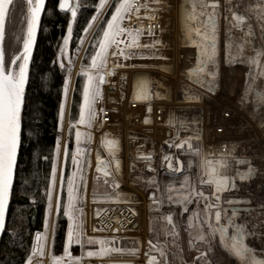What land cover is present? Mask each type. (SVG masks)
Listing matches in <instances>:
<instances>
[{
	"label": "rangeland",
	"instance_id": "obj_1",
	"mask_svg": "<svg viewBox=\"0 0 264 264\" xmlns=\"http://www.w3.org/2000/svg\"><path fill=\"white\" fill-rule=\"evenodd\" d=\"M148 1L150 7L168 5L172 10L170 19H173V22L160 31H147L144 27L146 22L141 23L136 18L135 11H132L129 14L131 22L122 21V26L130 29L131 33L126 31L120 37L124 40L121 47L129 53L130 58L125 60L123 56L114 57L110 53L115 50V46L109 48L106 69H111V71L107 74L108 77L111 81L123 83L131 79L136 72H148L152 78L153 91L158 87L162 89V92L170 91L174 97L178 95L176 91L179 88L185 94L192 93L189 99H193L200 110L205 111L206 116L210 112L212 119L217 118L220 121L223 109L234 110L233 118L224 123L232 125L236 134V142L239 145L235 146V157L223 162L220 174L232 178L238 186V196L235 198L246 197L251 203L237 205L229 203L232 198L229 191L220 193L219 201L211 197L214 189L206 182L207 173L202 169L198 151H190L185 156L181 175L164 170L158 173V177L146 173L132 175L123 172L124 175L110 179L96 172V156L98 154L102 156V153L100 148L95 153L88 148L92 139L89 125L75 124L71 134L69 133L74 84L78 74H81L84 81L87 79L83 72L89 69L83 68L82 62L85 49L96 31L94 27L88 34H83L86 39L83 44L79 42L73 54L70 53L72 36L64 54H59V63L61 61L64 63L68 77L70 69V80L65 115L63 121L61 122V119L59 121L58 141L61 158L57 161V183L53 186V196L55 198L59 194L61 201L67 203L68 177L75 173L74 187L79 185L76 192V206L77 209L83 210L82 212L77 211L76 215L83 221L82 227L86 233L83 249L76 244L71 245L70 248L72 256H81V260H71L69 264H109L111 262L140 264L149 263L150 257L154 258L153 264H259L264 260V0H215L220 3L217 8L207 5L208 2L214 0ZM183 2H187L186 8L191 13L185 30H182L180 26V7ZM189 3L195 6L194 10ZM16 8L12 10L10 23L5 30L4 40L6 41H3V46L6 59L12 52L19 53L22 50L23 37L27 31V0H25V6L18 8L22 9L20 13L15 12ZM112 10L109 8L104 16L106 17L109 12L110 17ZM234 13L243 16L244 19L236 20L233 17ZM212 21H215L218 50L215 59L218 63L217 65L211 62L198 64L197 44L203 47L208 43L204 41L200 33L206 32L211 35ZM136 25L142 29H137ZM14 29L18 33L13 38ZM11 40H14L13 44ZM161 51L170 53L172 59L156 68H143L137 63L144 59L146 53ZM229 52L234 57L231 63L228 57ZM69 60L72 61L71 65H69ZM85 61L90 63V57ZM113 64L118 66L113 69ZM160 66H174V74L169 75L162 72L159 69ZM201 69L204 70L201 71ZM91 71L95 74L96 70ZM209 71H216V76H209L207 74ZM209 88L213 90L210 91ZM78 120L79 118L76 121ZM76 127L81 130L80 148L84 150L83 156L78 154L77 159L90 161L84 164L82 172L77 171L71 160V152L76 147ZM65 143L69 146V156L66 161L62 156ZM54 158H56V149ZM68 164L70 172L66 175ZM61 169L64 172L62 188L59 182ZM82 175L86 178V191L80 179ZM185 176L190 178V184L208 194L212 203L219 204L222 209H227L228 215L232 214V208L240 209L234 220L245 224L247 232L252 233L246 236V243L251 246L252 250L246 255L244 262H241L224 246V243L230 244L234 229L229 227L224 243L221 242L219 233L209 234L207 225L204 223L205 201L203 199L200 200L199 206L193 199V202L187 205L189 209L187 212L181 211V204L168 202L169 195H172L175 200L179 198L176 193L187 190L180 188V185L185 182ZM201 180L204 181L203 184H200ZM115 182L120 185L114 187ZM153 193L155 200L150 198V194ZM156 201L160 203L157 204ZM64 203L62 202V205ZM117 204L133 205L142 222L139 233L106 234L97 228V211L102 210L104 206ZM62 210L63 207L59 213H56L53 208V211L49 213L47 199L45 218L47 217L48 228L46 231L44 221V228L41 231L45 255L34 256L32 264H37L38 260H43L44 264H55L53 256H64L66 236L64 245L60 249V255L56 254L53 247L57 221ZM212 211L214 221L215 209ZM193 212L198 215L193 216ZM169 213L172 214L171 222L166 219ZM190 216L192 217L191 222L189 221ZM221 223H227L226 218H222ZM202 235L204 239L199 238ZM88 236L94 238L93 243L86 242ZM35 237L36 234L33 243ZM111 237H114L113 245H106ZM102 247L105 249L104 255L92 257L86 255L88 250L98 251ZM132 249L137 251L133 252ZM64 261H68V258L64 257L61 264H64Z\"/></svg>",
	"mask_w": 264,
	"mask_h": 264
},
{
	"label": "snow or ice",
	"instance_id": "obj_2",
	"mask_svg": "<svg viewBox=\"0 0 264 264\" xmlns=\"http://www.w3.org/2000/svg\"><path fill=\"white\" fill-rule=\"evenodd\" d=\"M13 4V0H0V233H3L6 230V217L9 210L10 199L14 190V179L17 174L18 168V154L22 146V138L24 136L23 130V116L22 112L25 106L26 98V85L29 82V64L32 57L33 47L37 37V28L41 20V13L45 10L46 0H27L28 6V18H27V31L23 37V48L19 53L12 52L10 56L6 59V51L3 46V41L5 37V20L9 15L10 6ZM95 7V13H93L90 18L86 21V26L82 27V31L85 34H88L94 27L96 29L93 37V42L98 46L89 53L85 49V55L90 56V64L88 69L83 72L87 79L83 83L82 88V103L79 106V120L73 121L71 116H69V133L71 134L72 127L75 124H87L89 127L92 124V120L96 116V101L101 97L100 85L104 82L105 76L111 71V69H106L107 57L109 55V48L115 46L110 54L114 57L123 56L125 60L129 59V53L125 52L124 48L121 45L124 44V40L121 39V34L128 31L131 33L130 29L122 26V21L128 20L131 22V16L129 15L133 11V4L131 0H98L97 3L93 5ZM146 6V5H141ZM215 7V0L213 2ZM81 7L80 0H58V8L62 11L70 12L71 20L67 24V34L63 36V46H61L60 53L64 54L65 48L69 43V40L73 34V22L77 20L78 9ZM139 7H136L137 14L139 13ZM112 8L111 15L105 20L104 13ZM236 19L242 21L243 16L237 15ZM153 18V17H150ZM213 29L211 35L208 33H200L204 37V41L208 43L203 47L200 44H197L196 41H193L194 44H197L199 49L197 54L198 64H206L211 62L214 65H217L215 59L217 55V36L215 21H212ZM198 31V30H197ZM83 44L86 39L85 36L78 37ZM206 59H201V58ZM229 62H233L234 57L231 56V53H228ZM72 64V61L69 60V65ZM118 65L113 64L112 68H116ZM60 67L63 69L65 67L64 63L60 62ZM83 67V66H82ZM92 69L96 70L95 74ZM204 69H201L203 71ZM209 76H216V71H209L207 73ZM69 80H70V69L69 77L66 78L63 91L65 95V101L61 103L60 106V119L63 121L65 115V104L67 102V96L69 92ZM209 90H213L209 88ZM135 99H147L148 97L144 94L143 89H141L140 94H137ZM101 112L105 111L103 108L100 109ZM150 111V108H149ZM106 119V117H105ZM147 121L148 118L146 117ZM82 133L81 130L75 128V150L71 152L72 163L76 166L77 171H83V166L86 162L90 161H81L77 159L78 154L83 156L84 150L80 148ZM185 141H181L180 144L174 145L175 147H183ZM117 142L115 140H106V145L109 152L114 155V148ZM191 145H189V148ZM63 159L66 161L69 156V146L67 143L63 146L62 152ZM61 158V148L59 141L56 145V158L52 160L51 163V179L52 184L47 188L46 195L48 198V209L49 213L55 208V212L59 213L61 207H63V215L67 218V231H66V242L64 245V256H53V261L55 264H61V261L64 260V257L68 258V261H64V264H69V261L76 260L80 261L81 256H72L70 251L71 245L76 244L81 246L85 243L86 233L82 227L83 221L76 215V212H82V209H77V196L76 192L78 186L74 187V176L68 177L67 181V203L62 205L61 197L57 194L54 198L53 196V186L57 183V161ZM145 159H150L149 156H145ZM167 163L169 169L175 171H180V168H174L172 163L171 154H166L163 158ZM100 156L97 155V171H103L100 164ZM116 169H120V161L117 159L115 161ZM106 166V162H105ZM150 167V165H149ZM107 176L108 173L105 172ZM243 178V177H241ZM81 181H83V188L86 191L87 182L86 178L82 175ZM190 178L185 176V182L180 185L181 189H187L186 191L178 192L176 195L178 199L173 200L172 195L167 197L169 203H177L182 205V212L189 211L187 205L193 202V199L199 202L201 199L205 201L204 203V223L207 225L209 234L215 235L216 233L220 234V240L222 243L225 242V238L228 233L229 227L234 229V234L231 236L230 244L224 243L225 248L236 258H239L241 262L245 261L246 255L250 252L251 246L246 243V236L251 235L252 233L247 232L246 225L242 223H237L234 220V217L237 215L240 209L233 208L232 214H227V209H222L219 204H214L211 202V199L208 194H206L202 189H198L196 186L190 184ZM64 181V172L61 169L59 182L60 188L63 187ZM209 183L215 184V190L211 193V197H215L217 201L221 199L218 193L224 191L228 187L229 178L227 176H220L216 173V170L213 169L209 173ZM204 181L201 180L200 184H203ZM235 185H233L234 187ZM171 191V189H169ZM150 198L155 200V194H150ZM159 204V201H156ZM229 203H233L229 201ZM213 209L214 211V221H213ZM100 211H97V215L100 214ZM198 215V213L193 212V216ZM222 218H226L227 223H221ZM166 219L171 222L172 214L169 213ZM192 217H189L191 222ZM48 221L47 217L45 218V230L47 231ZM37 242L33 243L31 254H29L25 260V264H32L33 257L36 255L44 256L45 248L42 239L41 232H36ZM204 239L202 235L199 237ZM87 243H93L94 238L88 236L86 238ZM103 243V241H101ZM151 245V241H149ZM131 251L135 252L136 249ZM105 254V249L102 247L98 251L88 250L86 255L88 257L92 256H101ZM154 258H149V264H153ZM37 264H44L43 260H38ZM259 264H264V260L260 261Z\"/></svg>",
	"mask_w": 264,
	"mask_h": 264
},
{
	"label": "built area",
	"instance_id": "obj_3",
	"mask_svg": "<svg viewBox=\"0 0 264 264\" xmlns=\"http://www.w3.org/2000/svg\"><path fill=\"white\" fill-rule=\"evenodd\" d=\"M148 2L132 0L131 3L133 9H136L137 6H147ZM136 26L137 29H142ZM144 27L147 31L162 30L160 23H149ZM100 89L101 97L96 101V116L89 128L92 139L88 148L94 153L98 148L101 149L100 162H103V165L106 162L114 177L124 173H146L158 177L162 170L177 174V171L167 167L163 159L169 153L174 168H178V159L184 164V158L190 151H198L202 169L206 173V160L220 159L225 162L235 157V146L239 143L236 142L232 125L224 123L233 118L234 110L223 109L220 121L217 118L212 119L210 112L206 116L205 111L200 110L193 99H187L180 88L176 91L178 95L174 97L170 91L162 92V89L157 87L155 91L152 89L151 100L145 103L137 102L132 94L131 79L122 83L111 81L108 75L105 76V82L100 85ZM101 108L105 111L101 112ZM149 108L151 112L148 111ZM146 117L152 120L151 124L144 122ZM109 139H118L122 150L114 152V155L107 151L105 146L106 140ZM181 141L189 142L191 147L177 149L174 145L180 144ZM145 156L150 159H145ZM117 158L123 161L121 171H117L114 166V160ZM96 226L106 234H137L141 231L142 222L132 204H117L104 206L96 218ZM113 242L114 237H111L106 245L112 246Z\"/></svg>",
	"mask_w": 264,
	"mask_h": 264
},
{
	"label": "trees",
	"instance_id": "obj_4",
	"mask_svg": "<svg viewBox=\"0 0 264 264\" xmlns=\"http://www.w3.org/2000/svg\"><path fill=\"white\" fill-rule=\"evenodd\" d=\"M77 20L73 22L71 51L73 54L83 36L81 30L86 21L95 13L93 6L98 0H80ZM25 6V0H15L8 16L7 26L13 9ZM109 17L107 13L105 20ZM15 20V19H14ZM71 20L70 12L58 8V0H47L42 24L29 69V82L26 90L25 106L22 112L24 136L20 150L11 206L0 244V264H25L31 254L36 232L44 228L47 207V188L51 183V163L59 139L60 106L63 102V85L68 78L67 70L60 67L59 54L63 36L67 34V24ZM9 21V22H8ZM14 29L12 37L17 34ZM6 34V32H5ZM90 40L86 50L91 53L98 45ZM6 38V36H5ZM6 41V40H4ZM11 44L14 40H11ZM5 44V42H4ZM82 62L83 68L90 63ZM84 80L78 74L75 80L72 100L71 119L79 118V106L82 103ZM66 175L70 172L68 164ZM66 179V178H65ZM64 203V201H62ZM67 219L63 210L57 221L54 237V251L60 255L65 242Z\"/></svg>",
	"mask_w": 264,
	"mask_h": 264
},
{
	"label": "water",
	"instance_id": "obj_5",
	"mask_svg": "<svg viewBox=\"0 0 264 264\" xmlns=\"http://www.w3.org/2000/svg\"><path fill=\"white\" fill-rule=\"evenodd\" d=\"M14 1L15 0H13V2ZM213 2L214 1L208 2L207 3L208 7H214L213 6ZM46 3H47V0H46ZM186 4H187V2H183L181 7H180V26H181L182 30H185L187 28V23H188V20H189V18L191 16V13L188 12V9L186 8ZM189 4L191 5L192 9L194 10L195 6L192 3H189ZM11 6H10V9H11ZM219 6H220V3L218 1H215V8H217ZM45 8H46V4H45ZM44 11L41 13V20H40V23H39L38 28H37V37H36V41H35V44H34V47H33L32 57H33V54H34V51H35V48H36V44H37V40H38V36H39V32H40V27H41L42 20H43ZM9 12H10V10H9ZM65 12H67V11H65ZM8 16L6 17V20H5V30H6V24H7ZM233 17L236 19L235 15ZM32 57H31V60H30L29 69H30ZM159 69L162 72H165L166 74H169V75L174 74V71H175L174 70V66H160ZM104 82H105V80H104ZM104 82L102 84H104ZM131 83H132V94H133L134 97L137 94H140L141 89H143L144 94H146V96L148 97L147 99H140V100L134 98L137 102L145 103V102H148L149 100L152 99V97H153L152 78H151V75L148 72H143L142 71V72L134 73L132 75V78H131ZM27 86H28V84L26 85V90H27ZM149 112H151V109H150ZM144 122L146 124H151L152 120L150 118H148V120L147 121L144 120ZM109 140H115L117 142V144H116V146L114 148V152H120L122 150V145L120 144L118 139H109ZM189 145H190L189 142H185L183 147H181V148L177 147V149H183L184 146H187L189 148ZM105 149L107 151H109L107 145L105 146ZM20 150H19V154H18V160H19ZM117 159L120 161V169H119V171H121L122 166H123V161L120 158H117ZM117 159L114 160L115 168H116L115 161ZM100 164H101V168L103 169V171H99L98 172L97 171V164H96V166H95L96 172L99 175H102V176H104L106 178H113V175L110 172L109 168L104 167L101 162H100ZM177 165H178V168H180V171H177V174H181L182 171H183V167H184V164H183L182 160L178 159L177 160ZM205 165L207 167V180H206L207 183H209L208 182L209 181V173H211L213 169H215L216 173H218L220 176H223V175L220 174V170H221V167L223 165L222 160H220V159H217V160L208 159V160L205 161ZM105 172L108 173L107 176L105 175ZM228 178H229L228 187L224 191H229L231 193L232 198H231L230 201L233 202L231 204H236L237 205V204H249V203H251V201L249 199H247L246 197H244V198H235L236 196H238V186L236 185V183L234 182V180L232 178H230V177H228ZM14 184H15V179H14ZM209 184H211L213 186V189L215 190V184L214 183H209ZM115 185L119 186L120 184L118 182H115ZM233 185H235V186L233 187ZM224 191H222V192H224ZM222 192H220V193H222ZM220 193H218V194H220ZM10 206H11V199H10V203H9V210H10ZM9 210H8L7 217H6V223H7V219H8ZM4 232L0 233V244H1ZM35 242H37V238L36 237H35ZM249 253H251V250H250ZM109 264H134V263H132V262H111Z\"/></svg>",
	"mask_w": 264,
	"mask_h": 264
},
{
	"label": "crops",
	"instance_id": "obj_6",
	"mask_svg": "<svg viewBox=\"0 0 264 264\" xmlns=\"http://www.w3.org/2000/svg\"><path fill=\"white\" fill-rule=\"evenodd\" d=\"M133 11H135V16L141 23L143 22H146L145 24L160 23L162 25V29L167 28L168 25H170L173 22V19H170L172 10L166 4H161L160 7H150V5L149 6L147 5L143 8H139L138 14L136 12V9H133ZM115 186L116 185L114 184V187Z\"/></svg>",
	"mask_w": 264,
	"mask_h": 264
},
{
	"label": "bare ground",
	"instance_id": "obj_7",
	"mask_svg": "<svg viewBox=\"0 0 264 264\" xmlns=\"http://www.w3.org/2000/svg\"><path fill=\"white\" fill-rule=\"evenodd\" d=\"M172 59L170 53L161 51V52H148L145 54L144 59L142 61H137L140 67L143 68H156L162 63L168 62ZM192 93H186V98H190ZM193 98V97H192Z\"/></svg>",
	"mask_w": 264,
	"mask_h": 264
},
{
	"label": "flooded vegetation",
	"instance_id": "obj_8",
	"mask_svg": "<svg viewBox=\"0 0 264 264\" xmlns=\"http://www.w3.org/2000/svg\"><path fill=\"white\" fill-rule=\"evenodd\" d=\"M111 179V178H110Z\"/></svg>",
	"mask_w": 264,
	"mask_h": 264
}]
</instances>
